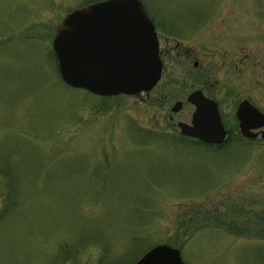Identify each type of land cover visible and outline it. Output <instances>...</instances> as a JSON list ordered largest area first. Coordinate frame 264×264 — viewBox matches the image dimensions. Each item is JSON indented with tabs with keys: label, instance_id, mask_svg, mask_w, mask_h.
<instances>
[{
	"label": "rangeland",
	"instance_id": "obj_1",
	"mask_svg": "<svg viewBox=\"0 0 264 264\" xmlns=\"http://www.w3.org/2000/svg\"><path fill=\"white\" fill-rule=\"evenodd\" d=\"M98 1L0 0V264H126L160 244L187 264H264V142L236 117L245 99L264 111V0H141L162 32L205 31L209 56L115 97L69 87L52 50L64 16ZM198 89L237 133L225 146L180 132Z\"/></svg>",
	"mask_w": 264,
	"mask_h": 264
},
{
	"label": "water",
	"instance_id": "obj_2",
	"mask_svg": "<svg viewBox=\"0 0 264 264\" xmlns=\"http://www.w3.org/2000/svg\"><path fill=\"white\" fill-rule=\"evenodd\" d=\"M52 50L62 80L71 88L97 97L136 96L160 82L163 62L156 26L141 0H102L78 7L61 20ZM195 107L190 123L178 124L181 134L207 145H223L228 132L218 103L201 90L188 97ZM177 102L172 111L183 109ZM241 134L250 140L264 128V112L249 100L237 112ZM264 138V131L262 132ZM133 264H187L180 249L160 244Z\"/></svg>",
	"mask_w": 264,
	"mask_h": 264
},
{
	"label": "flooded vegetation",
	"instance_id": "obj_3",
	"mask_svg": "<svg viewBox=\"0 0 264 264\" xmlns=\"http://www.w3.org/2000/svg\"><path fill=\"white\" fill-rule=\"evenodd\" d=\"M155 26H156V24H155ZM156 31H157L156 34H158V39H159L160 57H161V60L163 62V73H162L161 80L163 79V77L165 75V71H166V59H170L173 56L174 57H179V58H182V59L188 58L187 60H192L193 61V67L194 68H200V63H199L200 61H197V55L202 54L201 55L202 60H205L206 58L208 59L207 55L209 56V53L207 52L208 51L207 44H206L207 41H206V37L204 36V32L205 31H202L199 34H197L195 37L189 38L187 40L181 38L182 36L174 35L173 33H170V32H166V33L162 32V31L157 29V26H156ZM191 39L196 40V41L199 40V43L201 44L202 47H197L196 46L195 48H193L191 45L190 46H186L187 45L186 42L191 40ZM218 63H220L219 60H218ZM203 69H205V70H202V71H204L206 73L207 68H203ZM233 69H234L233 71L237 72V71H239L240 66L237 64V65L234 66ZM203 75L204 74L202 73V76ZM161 80H160V82H161ZM160 82H159V84H160ZM198 90H201L206 97H208V98H210L212 100H215L218 103L219 110H220V103H219V101L216 100V98H214V97L211 98L210 95L208 96L204 89H198ZM198 90H196V91H198ZM144 95H145V93L140 94V96H144ZM245 100H248V99H245ZM249 102L252 105H254L251 102V100H249ZM254 106L257 109L260 110L259 107H257L256 105H254ZM260 111L264 112L262 110H260ZM220 114H221V112H220ZM222 121H223V119H222ZM224 126H225V124H224ZM238 126H239V121H238ZM225 129L228 132V136H227L226 141H228L232 137H236L235 135L237 133L233 134L232 133L233 130L231 131V130L227 129L226 126H225ZM263 131H264V128H262L261 130H257V133H259V136L256 139H253V140H258L260 138L261 140H263L262 142H264V138L262 137V132ZM243 138H245V137L243 136Z\"/></svg>",
	"mask_w": 264,
	"mask_h": 264
},
{
	"label": "trees",
	"instance_id": "obj_4",
	"mask_svg": "<svg viewBox=\"0 0 264 264\" xmlns=\"http://www.w3.org/2000/svg\"><path fill=\"white\" fill-rule=\"evenodd\" d=\"M227 143H228V141H227ZM225 144H226V142H225ZM225 144L223 146H225ZM220 147H222V146H220ZM134 258L138 259V256L135 255ZM136 259H135V261H136ZM133 263H134L133 261H128V263H126V264H133Z\"/></svg>",
	"mask_w": 264,
	"mask_h": 264
},
{
	"label": "bare ground",
	"instance_id": "obj_5",
	"mask_svg": "<svg viewBox=\"0 0 264 264\" xmlns=\"http://www.w3.org/2000/svg\"><path fill=\"white\" fill-rule=\"evenodd\" d=\"M141 94H142V93H141ZM242 102H243V101H242ZM193 140H195V139H193ZM196 141H198V140H196ZM225 142H226V141H225ZM202 143H203V142H202ZM204 144H205V143H204ZM224 144H225V143H224ZM224 144H223V145H224ZM206 145H207V144H206ZM220 146H222V145H220ZM220 146H218V147H220Z\"/></svg>",
	"mask_w": 264,
	"mask_h": 264
}]
</instances>
